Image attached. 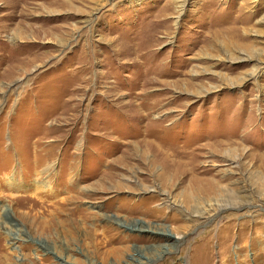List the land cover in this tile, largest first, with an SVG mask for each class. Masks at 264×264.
I'll return each instance as SVG.
<instances>
[{"label":"rangeland","instance_id":"obj_1","mask_svg":"<svg viewBox=\"0 0 264 264\" xmlns=\"http://www.w3.org/2000/svg\"><path fill=\"white\" fill-rule=\"evenodd\" d=\"M0 264H264V0H0Z\"/></svg>","mask_w":264,"mask_h":264},{"label":"bare ground","instance_id":"obj_2","mask_svg":"<svg viewBox=\"0 0 264 264\" xmlns=\"http://www.w3.org/2000/svg\"><path fill=\"white\" fill-rule=\"evenodd\" d=\"M244 165H245V164H244ZM260 185H262V184H260ZM260 185H259V187H260ZM218 190H220V188H219Z\"/></svg>","mask_w":264,"mask_h":264}]
</instances>
